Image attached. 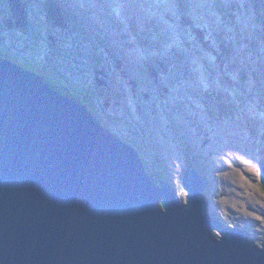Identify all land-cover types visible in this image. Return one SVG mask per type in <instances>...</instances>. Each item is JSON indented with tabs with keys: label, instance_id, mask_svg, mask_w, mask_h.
Instances as JSON below:
<instances>
[{
	"label": "rangeland",
	"instance_id": "rangeland-1",
	"mask_svg": "<svg viewBox=\"0 0 264 264\" xmlns=\"http://www.w3.org/2000/svg\"><path fill=\"white\" fill-rule=\"evenodd\" d=\"M20 1L26 30L0 0V53L83 93L88 104L76 101L183 202L195 166L209 213L262 245L264 0ZM51 3L66 28L48 21Z\"/></svg>",
	"mask_w": 264,
	"mask_h": 264
},
{
	"label": "water",
	"instance_id": "water-1",
	"mask_svg": "<svg viewBox=\"0 0 264 264\" xmlns=\"http://www.w3.org/2000/svg\"><path fill=\"white\" fill-rule=\"evenodd\" d=\"M208 186L189 167L183 202L87 105L0 55V264H264V243L209 213Z\"/></svg>",
	"mask_w": 264,
	"mask_h": 264
},
{
	"label": "trees",
	"instance_id": "trees-1",
	"mask_svg": "<svg viewBox=\"0 0 264 264\" xmlns=\"http://www.w3.org/2000/svg\"><path fill=\"white\" fill-rule=\"evenodd\" d=\"M0 55H1V56L3 55L4 57L10 59V54H8V53H6V52L1 51ZM38 72H39V71H38ZM39 73H40V72H39ZM47 80H48V82H49L50 84H52L54 87H57L59 90H61V88L64 87V86H63V82L60 81V80H58V79L54 80L53 77H49V76H48ZM61 91H62V90H61ZM77 94H78V96H77L76 99L83 100L84 103L88 104V103L86 102V101L88 100V98L85 97V95H83V96H84V97H83V96H82L83 93H80V92L78 91ZM84 94H85V93H84ZM152 176H153V175H152ZM255 241L258 243V240L255 239Z\"/></svg>",
	"mask_w": 264,
	"mask_h": 264
},
{
	"label": "bare ground",
	"instance_id": "bare-ground-1",
	"mask_svg": "<svg viewBox=\"0 0 264 264\" xmlns=\"http://www.w3.org/2000/svg\"><path fill=\"white\" fill-rule=\"evenodd\" d=\"M49 2V1H48ZM3 56V55H2ZM26 67V66H25ZM30 71V70H29ZM42 77H43V75H42ZM45 78V77H44ZM101 121V120H100Z\"/></svg>",
	"mask_w": 264,
	"mask_h": 264
}]
</instances>
